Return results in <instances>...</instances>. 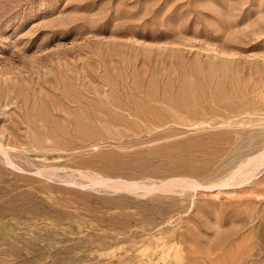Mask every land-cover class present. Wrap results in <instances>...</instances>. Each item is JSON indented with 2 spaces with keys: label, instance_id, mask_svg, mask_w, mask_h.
<instances>
[{
  "label": "rangeland",
  "instance_id": "obj_1",
  "mask_svg": "<svg viewBox=\"0 0 264 264\" xmlns=\"http://www.w3.org/2000/svg\"><path fill=\"white\" fill-rule=\"evenodd\" d=\"M0 264H264V0H0Z\"/></svg>",
  "mask_w": 264,
  "mask_h": 264
},
{
  "label": "bare ground",
  "instance_id": "obj_2",
  "mask_svg": "<svg viewBox=\"0 0 264 264\" xmlns=\"http://www.w3.org/2000/svg\"><path fill=\"white\" fill-rule=\"evenodd\" d=\"M143 110H144V108H143Z\"/></svg>",
  "mask_w": 264,
  "mask_h": 264
}]
</instances>
